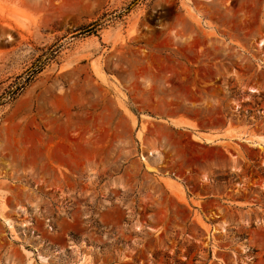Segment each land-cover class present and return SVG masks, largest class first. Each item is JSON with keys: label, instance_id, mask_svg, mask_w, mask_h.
Here are the masks:
<instances>
[{"label": "rangeland", "instance_id": "374dc122", "mask_svg": "<svg viewBox=\"0 0 264 264\" xmlns=\"http://www.w3.org/2000/svg\"><path fill=\"white\" fill-rule=\"evenodd\" d=\"M262 40L264 0H0V264H264Z\"/></svg>", "mask_w": 264, "mask_h": 264}, {"label": "bare ground", "instance_id": "6f19581e", "mask_svg": "<svg viewBox=\"0 0 264 264\" xmlns=\"http://www.w3.org/2000/svg\"><path fill=\"white\" fill-rule=\"evenodd\" d=\"M199 20V19H198ZM197 22V21H196ZM198 23V22H197ZM258 45H259V47L260 46H264V41L262 40V41H260L259 43H258ZM251 91L252 92H258L257 90H255V89H251ZM176 125H182V123L181 122H176V121H173ZM187 125V124H186ZM208 137V136H207ZM211 137V136H210ZM217 136H213V137H211V138H206V136H205V140H207V141H213V139L214 138H216ZM258 146H260L261 144H257ZM261 147V146H260ZM6 221V223H8V225H9V227H13L10 223H9V220L7 221V220H5ZM74 253L77 255V257L79 258V260H80V263H84V262H86V258H85V256H83L80 252H79V248H77V249H74ZM43 259V258H42ZM41 259V260H42ZM46 259H44V261H45ZM43 261V260H42ZM46 262V261H45ZM44 262V263H45Z\"/></svg>", "mask_w": 264, "mask_h": 264}, {"label": "trees", "instance_id": "16d2710c", "mask_svg": "<svg viewBox=\"0 0 264 264\" xmlns=\"http://www.w3.org/2000/svg\"><path fill=\"white\" fill-rule=\"evenodd\" d=\"M98 26H99L98 22L97 23H93L90 26L86 27L84 30H88L89 33L90 32H94L97 29Z\"/></svg>", "mask_w": 264, "mask_h": 264}, {"label": "crops", "instance_id": "0c3cea01", "mask_svg": "<svg viewBox=\"0 0 264 264\" xmlns=\"http://www.w3.org/2000/svg\"><path fill=\"white\" fill-rule=\"evenodd\" d=\"M203 136H204V139H205V136H206V138H211V137H213L214 135H209V134H202ZM208 136V137H207ZM211 136V137H210Z\"/></svg>", "mask_w": 264, "mask_h": 264}]
</instances>
